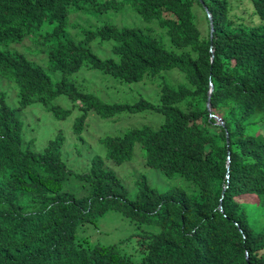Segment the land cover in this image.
Listing matches in <instances>:
<instances>
[{"label": "trees", "instance_id": "obj_1", "mask_svg": "<svg viewBox=\"0 0 264 264\" xmlns=\"http://www.w3.org/2000/svg\"><path fill=\"white\" fill-rule=\"evenodd\" d=\"M194 3L205 13L206 36L195 23ZM79 7H130L143 21L156 20L171 48L150 27L106 22L72 34L68 16ZM204 7L213 20L211 37ZM253 12L261 26L231 28L227 0H0V77L15 82L18 95L13 107L0 89V264H134L114 244L75 240L79 224L96 225L112 209L138 227H155L140 240L141 264H264V0H253ZM40 30L33 42L46 46L43 60L4 47ZM94 38L112 41L111 55L94 52L88 45ZM45 62L60 79L52 82ZM83 67L124 82L176 68L185 81L164 82L157 102L143 96L106 102L69 80ZM61 94L82 102L71 127L78 134L90 109L103 117L161 113L156 129L103 137L107 159L116 165L131 160L139 142L147 166L169 178L183 176L189 188L161 191L138 178L128 198L121 179L96 155L89 170L77 174L85 193L69 191L63 133L32 149L15 114ZM46 109L57 118L70 114L57 102ZM216 112L222 123L210 116Z\"/></svg>", "mask_w": 264, "mask_h": 264}, {"label": "rangeland", "instance_id": "obj_2", "mask_svg": "<svg viewBox=\"0 0 264 264\" xmlns=\"http://www.w3.org/2000/svg\"><path fill=\"white\" fill-rule=\"evenodd\" d=\"M229 14L227 17L232 20L227 22L231 28H236L240 23L250 26H261L257 13L253 12V0H227ZM73 9V8H72ZM195 12V23L200 29L202 36L208 34L207 20L205 13L199 4L192 6ZM73 11V10H72ZM67 29L72 34H81V28H95L102 23H113L120 25H135L138 27H150L152 32L160 37L167 48H171L164 30L156 20L143 21L132 8H111L106 11H96L86 7H79L69 14ZM40 30L36 35L25 37L21 42L12 43L5 48L23 52L28 58L43 60L46 55L41 50L46 46L34 43L35 37L43 34ZM94 38L88 44L91 49L101 57L111 55L110 46L112 41H98ZM44 69L51 76L52 82L60 79V75L51 70L48 66ZM83 90L94 94L106 102H135L143 96L152 102L159 98V87L164 83H183L184 75L178 69L162 70L155 74L150 80L143 78L140 81L124 82L116 79L111 73L101 70L88 69L83 67L76 73L69 76ZM0 89L5 93L6 102L15 107L18 105L16 84L7 78L0 77ZM57 102L62 108L69 109L70 114L64 118H57L47 112V105ZM53 102L47 105L41 102L34 103L26 108L17 109L16 116L23 122L24 143L32 149L41 150L47 141L54 137L58 131L64 136L62 147V159L67 168L72 170L64 180L63 186L77 196L85 193V182L77 175L86 172L90 168L91 159L100 156L104 161V167L111 169L121 179L126 188L127 197L132 198L135 194L136 185L134 181L138 178H145L147 182L158 190H165L172 185L189 188L183 176L176 174L174 177H166L159 169L147 166L141 157L142 146L135 143L133 157L129 161L116 165L107 159V147L101 141L105 136L124 135L130 128L149 127L156 129L163 121L161 113L155 110H142L132 113H119L115 116L103 117L93 109L88 110L83 130L80 134L72 131V124L76 117L83 113L80 99L72 100L65 94L57 96ZM216 116L221 113L216 112ZM219 123L218 121H215ZM258 124V123H257ZM259 132H264V123H259ZM215 128V126H213ZM252 199H250L251 201ZM155 227L148 225L137 226L134 220L123 215L119 210H109L97 219L96 225L91 221L79 224L76 229L75 240L86 237L90 244H114L122 252L127 253L134 264H141L140 240L144 234L154 231Z\"/></svg>", "mask_w": 264, "mask_h": 264}, {"label": "water", "instance_id": "obj_3", "mask_svg": "<svg viewBox=\"0 0 264 264\" xmlns=\"http://www.w3.org/2000/svg\"><path fill=\"white\" fill-rule=\"evenodd\" d=\"M204 10H205V12H206V14H207V17H208V19H209L210 37H211L212 31H213V20H212V16H211L209 10L207 9V7H204ZM212 89H213V87L211 86V87H210V90H209V93H208V101H207V106H208V108H209V105H210V104H209V98H210V92H211ZM209 111L212 112V110H211L210 108H209ZM210 116H213V117L215 118L216 121H218L219 123H222L221 117L216 116V115H214V114H210Z\"/></svg>", "mask_w": 264, "mask_h": 264}]
</instances>
